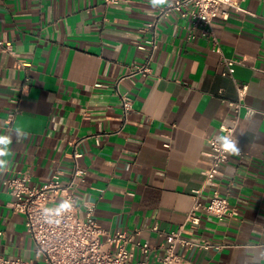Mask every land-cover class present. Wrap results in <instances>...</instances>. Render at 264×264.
Listing matches in <instances>:
<instances>
[{
  "label": "crops",
  "instance_id": "0c3cea01",
  "mask_svg": "<svg viewBox=\"0 0 264 264\" xmlns=\"http://www.w3.org/2000/svg\"><path fill=\"white\" fill-rule=\"evenodd\" d=\"M161 7L149 0L109 7L102 0H0V41L17 54L0 52V135L12 138L0 172V256L38 259L5 181L27 174L41 187L63 171L66 183L78 151L80 216L93 205L103 230L135 234V261L143 259L137 244L148 243L157 264L168 243L153 228L173 232L185 223L212 164L209 142L235 122L238 84L247 86L236 124L244 155L230 158L222 180L238 214L224 222L205 215L183 235L210 248L180 253L194 264H264V0H243L227 20L214 21L220 51L189 38L190 18L173 13L159 23L151 74L120 83L134 102L121 130L116 86L148 61L140 49L150 38L144 27ZM225 58L244 61L235 81L223 76ZM20 61L30 65L20 68ZM17 130L26 137L18 141Z\"/></svg>",
  "mask_w": 264,
  "mask_h": 264
},
{
  "label": "built area",
  "instance_id": "2783aa9c",
  "mask_svg": "<svg viewBox=\"0 0 264 264\" xmlns=\"http://www.w3.org/2000/svg\"><path fill=\"white\" fill-rule=\"evenodd\" d=\"M132 0H102L106 6H117ZM243 0H169L159 9L152 22L147 23L144 31L150 34L146 45L140 49L149 53V59L143 66L133 69L130 74L122 77L116 86L120 97L123 114V125L128 123L129 116L134 111V102L127 91L120 90V83L133 75L140 74L147 77L151 74L150 60L157 49V28L159 23L178 13L183 18H190L191 31L189 38L194 40L202 38L207 40L213 48L220 51V43L216 35L213 23L216 19L227 20L231 11L237 8ZM0 52H7L17 56L11 44L0 41ZM244 64L243 60L225 58L223 61V76H229L234 81L235 67ZM30 64L20 61V68H26ZM237 85L239 101L231 103L230 107L236 114L235 122L229 126H221L222 134L230 135L238 141L236 124L243 108V100L247 94V86ZM87 115V114H86ZM10 115L9 123L13 120ZM210 140V156L212 164L205 173V181L200 190L192 195V208L186 217L185 223L173 232L161 231L157 226L153 231L160 238L166 239L168 245L165 252L158 258L157 264H194L185 260L181 249L202 248L209 249L207 242L200 243L186 238L183 234L186 228L197 230L205 215L214 216L220 222H224L237 216L238 208L231 204L229 188L224 190L222 180L225 177V165L234 155L223 152L218 144ZM74 144V143H73ZM72 144V145H73ZM169 147V144H165ZM240 151L239 157H243ZM74 162L69 180L64 183L63 171L53 174L50 181L41 187L31 186L29 176H16L5 181L7 192L14 198L10 207L16 214H21L26 219L27 232L36 244L38 259L8 258L0 256V264H153L150 262L152 249L148 243H139L143 259L135 261V255L131 250L134 245L135 234L122 231L109 233L103 230L95 220V208L91 204H85V215L80 216V207L74 191L82 182L85 173L79 168L78 161L82 154L74 151L70 155ZM207 192L209 194L207 195ZM71 198L75 201V207L69 213L56 218L58 223H48L43 216V209L54 207L59 201ZM155 264V263H154Z\"/></svg>",
  "mask_w": 264,
  "mask_h": 264
},
{
  "label": "clouds",
  "instance_id": "9594fccd",
  "mask_svg": "<svg viewBox=\"0 0 264 264\" xmlns=\"http://www.w3.org/2000/svg\"><path fill=\"white\" fill-rule=\"evenodd\" d=\"M149 3L155 8L169 3V0H149ZM17 140L26 137L27 133L17 130L15 133ZM214 142L219 148L229 155H239L241 149L238 147V141L230 135L218 134ZM12 143L10 135H0V172L7 169L9 161L6 157L10 154L9 145ZM75 207V201L71 198L59 201L54 207L43 209V216L48 223H58V219L66 213H69Z\"/></svg>",
  "mask_w": 264,
  "mask_h": 264
}]
</instances>
